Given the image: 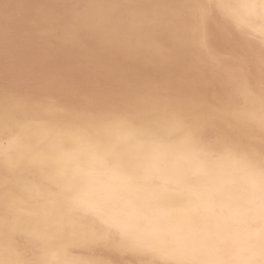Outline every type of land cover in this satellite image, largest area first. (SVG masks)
I'll list each match as a JSON object with an SVG mask.
<instances>
[{"label": "bare ground", "instance_id": "1", "mask_svg": "<svg viewBox=\"0 0 264 264\" xmlns=\"http://www.w3.org/2000/svg\"><path fill=\"white\" fill-rule=\"evenodd\" d=\"M10 2L19 7L11 9V36L7 44L0 39V55L9 61L24 55L64 62L67 68L59 66L55 74L51 70L53 76L40 84L6 85L0 73V200L7 177L22 209L19 232L6 236L0 228V253L11 245L21 254L32 255L47 246L49 251L58 250L56 258L62 264H163L166 256L193 246L224 259L243 258L258 246L259 217L248 216L244 209L250 170L252 166L258 170L264 151L258 64L264 47V18L241 8L208 10L213 48L232 56H238L240 48L253 61L250 78L233 84L226 70L205 63L195 48L178 7L190 0ZM201 2L239 5L249 0ZM41 33H47L46 37L41 38ZM228 38L230 48L225 47ZM193 55L198 58L194 60ZM175 72H188L191 84L173 81ZM210 80L217 91L209 89ZM201 81L207 87L200 90ZM61 86L66 92L57 97ZM245 89L252 95L245 94ZM191 92L197 98L192 99ZM13 97L24 104L13 103ZM207 107L253 112L256 119L230 129L221 120H206ZM173 116L195 130L194 140L169 126ZM150 126L154 136L146 133ZM40 157L47 158V174L32 163ZM56 161H63L67 176L59 174ZM150 162L164 166L177 181L176 192L152 210L161 222L155 233L144 230L139 242L125 248L32 238V234L51 232L56 209L46 194L54 197L58 183L73 179L75 187L110 215L122 200L145 197L127 177L133 164L140 167ZM221 184H227L230 198L216 196L215 214L192 216L190 206L207 202ZM24 185L36 190L24 191ZM79 223L89 232L106 227L100 216L91 214L82 216Z\"/></svg>", "mask_w": 264, "mask_h": 264}, {"label": "snow or ice", "instance_id": "2", "mask_svg": "<svg viewBox=\"0 0 264 264\" xmlns=\"http://www.w3.org/2000/svg\"><path fill=\"white\" fill-rule=\"evenodd\" d=\"M19 7L13 5L10 0H0V39L7 44L11 36V24L13 17L11 9ZM183 10V20L190 30L193 44L198 50L205 63L217 69L226 70L227 76L233 84H239L244 78H250L254 71L253 61L244 55L232 56L230 53H221L213 48L211 36L207 30L208 10L210 8L232 9L241 8L249 15H260L264 18V0H249L239 5L225 3L208 4L201 0H190L178 6ZM134 19V18H133ZM47 33H41V38H45ZM225 47H231V39L225 40ZM231 61V63H226ZM259 70L261 74V116L259 126L261 129L262 148H264V47L261 49L259 57ZM212 81H209L211 87ZM245 94L252 95L247 89ZM9 98L5 97L7 101ZM13 103L23 105L20 98H11ZM204 118L208 121L221 120L228 128L236 127L241 121H252L256 119L253 112H242L238 109L227 108L218 110L214 107H207ZM169 126L180 132L186 139L194 140L195 130L188 128L177 116L169 121ZM147 134L155 135L154 129L150 126L146 129ZM32 163L41 165L47 174V158H33ZM57 170L61 176H67L66 168L62 167L63 161H56ZM50 180L56 181L55 176H50ZM127 181L137 186L146 195L139 201L122 200L121 203L113 207L111 214H106L103 207L84 195L83 191L74 186V180L68 179L65 183H58L59 190L53 194L47 193L49 204L56 209L53 217L50 234H32V238L45 243L53 238L61 240H78L81 242L95 244H111L125 248L133 245L141 239V232L150 230L157 231V226L161 223L154 215L153 209L162 203L168 196L177 190V181L173 174L166 171L165 167L157 162H150L137 167L133 164V171L128 175ZM249 192L245 213L250 217H259L261 228L257 234L258 246H254L247 251L243 258L224 259L214 252L204 251L201 248L192 247L178 254H171L163 259V264H264V151L259 157L258 170L252 166L248 180ZM24 191H35L33 186L24 185ZM230 198L227 184L218 185L208 196L205 203H193L189 212L192 216H201L203 213L215 214L213 201L216 196ZM199 200V198H198ZM57 203L59 207L57 208ZM19 198L15 196L9 188V180L5 177L4 191L0 200V228H3L6 236H11L20 231ZM86 214L100 216L106 227L100 230L89 232L80 226V218ZM136 226L133 231L132 226ZM58 250L49 251L44 247L36 254H21L15 247L9 246L0 253V264H62L57 259ZM154 264H160L159 261Z\"/></svg>", "mask_w": 264, "mask_h": 264}, {"label": "rangeland", "instance_id": "3", "mask_svg": "<svg viewBox=\"0 0 264 264\" xmlns=\"http://www.w3.org/2000/svg\"><path fill=\"white\" fill-rule=\"evenodd\" d=\"M68 2L70 3V2H72V0H68ZM66 3L67 4V6H68V4L69 3ZM72 4V3H71ZM208 20L209 21H207V29H208V27H209V24H210V18L208 17ZM26 28H28V26L27 25H25V26H23V29L25 30ZM23 29H21V31L23 30ZM20 31V32H21ZM252 40H255L254 38H252ZM240 50V51H239ZM236 51H237V55L238 56H240V55H242V54H244V56H246V54H245V51H243L242 49H240V48H238V49H236ZM240 53H242V54H240ZM1 57H0V73L1 74H3L6 78H4V83L7 85V83H9V85H13L14 83H16V81L17 82H20V81H28L30 84H37L38 83V81H39V83L38 84H40L41 82H44L45 81V79L47 80L49 77L48 76H50V77H52L53 75H52V73L53 74H55V72L57 73V71L59 70V66H60V68L61 67H63L64 66V69H66L67 68V66L66 65H62V63L64 64V62H62L61 64H57V61H53V60H45V59H42V61H41V59L39 60L38 58H35V57H33L32 59H34V60H32L31 58H24V57H27V56H22V57H18V56H13L11 59H10V61L6 58V57H3V55H0ZM197 56V55H196ZM196 56H194L193 55V59L194 60H196V58H198V57H196ZM24 58V59H23ZM202 58V57H201ZM25 60L26 62H27V64L26 65H24L26 62L25 61H23V60ZM35 59H37V63L35 62ZM3 60V61H2ZM21 60V62H19ZM30 60V61H29ZM38 60H39V62H38ZM44 60V61H43ZM7 61H9V62H7ZM41 61V62H40ZM204 61V60H203ZM4 62L5 63V65H4V63L2 64V63ZM7 62V63H6ZM12 62V63H11ZM20 64H19V63ZM45 62V63H44ZM49 62V63H48ZM53 62V63H52ZM18 63V64H17ZM39 63V64H38ZM41 63H43V64H41ZM7 64V65H6ZM9 64V65H8ZM51 64H53V65H51ZM56 64V65H55ZM2 65V66H1ZM4 65V66H3ZM10 65H13L12 67L10 66ZM29 65V66H28ZM35 65H36V67H35ZM45 65V66H44ZM51 67H49V66ZM197 65V64H196ZM8 66H10V67H8ZM17 66V67H16ZM24 66V69L22 68V67ZM42 66V67H41ZM43 66H44V68H43ZM19 67L21 68V70H17V69H19ZM38 67L40 68L39 69V71H38ZM9 68H10V70H9ZM25 68H27L26 70H25ZM28 68H30L29 70H28ZM31 68L33 69V73H32V70H31ZM47 68V69H46ZM54 68V69H53ZM58 68V69H57ZM189 68V67H188ZM193 68H195L194 66H193ZM3 69V70H2ZM8 69V70H7ZM43 69L45 70L44 72H43ZM57 69V70H56ZM196 69V68H195ZM16 70H17V74H16ZM36 70V71H35ZM47 70V71H46ZM51 70H52V73H51ZM5 71V72H4ZM9 73V74H6L7 72ZM11 71V72H10ZM13 71V72H12ZM19 71V72H18ZM30 71V72H29ZM23 72V73H22ZM40 72H42L41 73V75L40 76H38L39 74H40ZM47 72V73H46ZM189 72V71H188ZM188 72L187 73H177V72H175L174 74H173V77H172V80L173 81H179V82H181L182 83V85H190L191 84V81H190V79H189V75H188ZM18 73H19V75H18ZM51 75H50V74ZM23 74V75H22ZM22 75V76H21ZM24 75H26V76H24ZM19 76V77H18ZM30 76V77H29ZM43 78H42V77ZM180 76V77H179ZM10 77V78H9ZM32 77H33V80H32ZM35 77V78H34ZM93 77H94V75H93ZM24 78V79H23ZM45 78V79H44ZM180 78H181V80H180ZM185 78V80H183ZM35 79H37V80H35ZM42 80V81H41ZM14 82V83H13ZM202 83H204V81H201V82H199V84H198V87H199V89L201 90L202 88H204V87H207V86H203V84ZM204 84H206V83H204ZM94 86H96L95 84H94ZM93 86V87H94ZM62 87V86H61ZM58 87V91H57V93L55 94L57 97H59L60 96V93L61 94H63L64 92L63 91H65L64 90V87ZM83 88H86L85 86H82ZM76 88H77V85H76ZM83 88H81V86H78V89H81V90H83ZM62 89V90H61ZM209 89L211 90V91H217V86H214L213 85V83L211 84V87H209ZM66 92V91H65ZM58 94V95H57ZM190 95L192 96V99L193 98H197V95L195 94V93H193V92H191L190 93Z\"/></svg>", "mask_w": 264, "mask_h": 264}]
</instances>
